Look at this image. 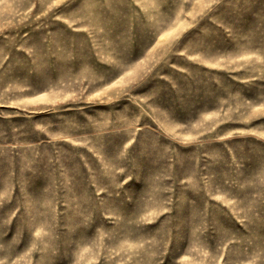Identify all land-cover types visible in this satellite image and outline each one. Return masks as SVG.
<instances>
[{
    "label": "rangeland",
    "instance_id": "374dc122",
    "mask_svg": "<svg viewBox=\"0 0 264 264\" xmlns=\"http://www.w3.org/2000/svg\"><path fill=\"white\" fill-rule=\"evenodd\" d=\"M0 264H264V0H0Z\"/></svg>",
    "mask_w": 264,
    "mask_h": 264
}]
</instances>
